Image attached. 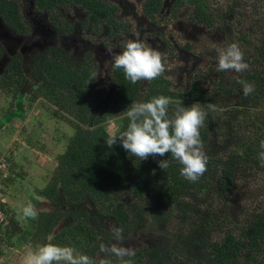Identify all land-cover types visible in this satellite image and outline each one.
Wrapping results in <instances>:
<instances>
[{
	"label": "trees",
	"instance_id": "1",
	"mask_svg": "<svg viewBox=\"0 0 264 264\" xmlns=\"http://www.w3.org/2000/svg\"><path fill=\"white\" fill-rule=\"evenodd\" d=\"M33 1L36 10L48 13L53 20L61 24L62 28L69 26L65 23L67 20L62 18L65 15L63 12L69 8L81 10L86 15L85 24H92L97 33L102 27L108 29L109 38H113L126 28V24L117 18V7L104 0ZM161 6L160 0H148L144 5L145 11L151 18H154ZM175 6L178 8L190 6L193 13L192 22L212 27L221 21L226 24L227 29H230L226 22H230L233 18L231 9L222 15L215 14L210 11L208 0H176ZM0 20L16 34L28 33L19 0H0ZM240 39L243 44H246L244 37ZM3 53V50H0V56ZM52 53H54L52 57L47 55L35 58L33 63L36 67H30L32 75L39 83L38 94L32 101L34 102L35 99L37 101V98L42 95L46 100L60 104L79 122L70 121L76 128L75 134L69 138L67 150L59 158L55 176L44 190L37 191L39 196L51 202L55 210L38 215L31 244L37 245L44 242L70 244L90 257L100 255V244L110 246L113 238V233L103 221L115 222L113 226L122 228L123 239H126L138 230L144 219L143 216L136 215L133 207L130 206V208L124 202L123 196L127 195L153 204L154 216L160 219L158 226L163 223L161 219L164 216L166 218L174 211L182 215L183 219H189L190 213L197 212L194 213L195 217H191L192 229L187 233H177L173 237L176 240L173 247H179L185 254L180 258L179 264L255 263L257 261L255 255L264 252V214L257 213L253 216L247 222V226L240 230L238 237L228 231L222 241L212 242L209 217L198 214V207L193 204V201L196 200L197 194L208 192L209 178L216 172L219 165L222 166L224 177L229 179L232 172L240 166L260 164L258 157L264 155L262 151L264 149V114L262 117H257L258 121L250 122L252 130L254 125L255 129L246 139L241 137L242 124L231 122L234 152L225 157H208L204 178L191 182L181 176L182 165L170 154L137 162L119 142L109 148L106 140L111 134L107 130L106 121L119 117L116 132L118 134L127 124L123 111L133 101H145L162 94L171 98L169 111L172 112L180 102L185 106H190L194 102L213 104V95H209L208 91L198 84H193L184 93L174 92L171 88L172 83L163 75L155 80L146 81L145 85L143 80L132 84L125 79L122 70L114 69L112 72L114 93L110 98L109 106L99 111L100 105L95 102V99L104 97L105 90L93 89L95 68L91 55L88 54L85 61L68 63L66 53L60 48ZM248 63L249 67L254 69L247 70L232 84L226 78L214 82V92L229 98L235 93L242 92L239 81H247L254 85V91L244 97L250 100L251 105L257 107L260 101L264 100L263 46L260 47L253 61L250 60ZM22 64L21 56L10 59L6 73L2 77L3 89L13 90L15 94L22 91L26 81ZM91 91L95 95L93 98L90 97ZM238 111L241 109L236 105L233 110L224 108L223 111L209 107L208 112L217 123L208 122L203 129L201 127V139L204 145L208 144L212 134L216 135L217 130L223 129L225 123L223 117L228 116L229 120L233 121L238 117ZM162 159L169 161L166 169L159 167L158 161ZM10 179L11 177L7 182ZM188 199H192V206L187 203ZM4 208L9 215V224L5 228H0V236L4 233L3 235L11 241L21 231V227L15 216L9 214L6 205ZM162 211L163 217L158 216ZM61 221L66 225L62 226L51 241L47 240ZM106 256L110 257L111 254ZM159 257L158 251L144 247L125 261L130 260L131 264H158ZM108 261L110 264H124L123 261H114L111 257Z\"/></svg>",
	"mask_w": 264,
	"mask_h": 264
},
{
	"label": "rangeland",
	"instance_id": "2",
	"mask_svg": "<svg viewBox=\"0 0 264 264\" xmlns=\"http://www.w3.org/2000/svg\"><path fill=\"white\" fill-rule=\"evenodd\" d=\"M31 1L19 0L24 17L29 11ZM104 1L117 7L118 20L127 22L128 27L125 33L113 38L106 37L109 31L104 27L97 35L87 36V30L82 33L83 38L86 40L89 38L94 45L92 52L86 51L93 60L96 58V79L93 89L102 86L105 76L112 78L111 71L114 68L111 63L112 53L120 51L126 39H135V33L138 32L147 46L160 51L166 65L162 75L172 83L171 88L174 92L184 93L193 84H198L207 90L209 95L214 96L213 104L201 103L205 111L208 112L209 107L220 111L224 108L233 110L234 105L241 109L238 111V117L233 121H230L228 116L223 117L225 122L223 129L217 130L216 135L212 134L208 144L204 145L208 157H225L234 152L231 122L242 124L241 137L246 139L251 136L255 125L252 130L250 122H256L257 117L263 116L264 100L255 107L242 92L235 93L229 98L223 97L214 92V82L226 78L232 84L247 70L254 69V67H248L242 72L217 71V53L219 49L236 42L244 53L247 63L250 60L253 61L260 47H264V0H208L210 11L215 14L222 15L230 9L233 11V18L230 22H226L230 29H227L226 24L220 20L212 27L192 22L193 13L190 6L179 7V11L165 21L163 20L165 15L163 16L161 12L155 14L154 18L148 15L144 8L148 0ZM160 1L163 8L167 0ZM162 8L159 11H162ZM63 13L71 16L74 24H81L86 16L77 8H69ZM241 37L246 39V44L242 43ZM5 44L4 42L0 44V50L4 52L0 56L2 70L0 73V157L8 159L11 166V179L5 184L3 193L9 214L15 216L21 231L11 241L3 235L4 233L0 236V264H22L24 253L36 246L31 244V238L36 231L38 215L55 210L51 202L39 196L37 191L44 190L55 176L59 158L66 152L68 140L76 131L72 122L79 121L74 115L65 111L60 104H54L42 95L33 102V97L39 91L36 81L20 94L1 87L2 77L7 70L4 64L5 55H7ZM103 50L109 52L111 56ZM97 54L99 59L96 57ZM23 65L26 66L24 63ZM31 65L36 67L33 62ZM145 83L146 81L144 85ZM99 89H104L105 94L101 99H95V102L100 105L99 111H103L109 106L110 101L107 100L109 91L104 87ZM92 91L90 97L93 98L95 95ZM103 103L104 108H102ZM209 113L203 126L208 122L217 123ZM119 120V117H113L106 121L107 130L111 135L116 134ZM243 122L246 123L243 124ZM133 157L135 161H140ZM148 159H152V156ZM245 166L237 168L228 179L224 177L222 166L219 165L216 172L209 178L208 192L197 194L196 200L193 201V204L198 207V214L209 217L212 242L222 241L228 231L238 237L240 230L247 226V222L253 216L257 213L264 214V167L260 164ZM204 176L205 174L201 178ZM123 199L129 207H133L136 215L143 216L144 219L137 231L119 242L113 237L111 244L115 242L128 247L134 254L147 247L152 251H158L160 257L157 261H160V264H179L180 258L185 254L179 247H173L176 243L173 237L177 233H187L192 229L191 217L197 212L190 213L189 219H183L182 215L174 211L171 215L169 214L170 216L166 218L164 216L161 219L163 223L158 226L160 219L154 216L153 204L148 201H139L133 196L124 195ZM30 201L36 205L38 214L35 218H24L21 210ZM187 203L192 206V199H188ZM162 215L163 211L158 216ZM103 223L107 224L109 231L112 232L115 222L103 221ZM64 225L66 224L61 221L47 240L51 241ZM106 255L100 253V256L106 260L110 257L114 261L119 260L113 255L110 257ZM255 259L257 261L253 264H264V252L255 255Z\"/></svg>",
	"mask_w": 264,
	"mask_h": 264
},
{
	"label": "clouds",
	"instance_id": "3",
	"mask_svg": "<svg viewBox=\"0 0 264 264\" xmlns=\"http://www.w3.org/2000/svg\"><path fill=\"white\" fill-rule=\"evenodd\" d=\"M135 39H126L119 52L112 53V67L122 70L126 80L132 84L138 81H151L161 76L166 69L158 49L147 46L135 33ZM249 67L244 53L238 43L233 42L217 53V71L242 72ZM242 92L248 96L254 91V85L241 80ZM171 98L165 95L153 96L145 101H133L124 111L127 120L126 127L118 134L110 135L107 146L111 148L117 142L126 152L139 160H146L149 156L164 157L170 154L182 167L180 174L186 180L195 182L207 171L208 155L201 139V127L208 116L200 102L190 106L178 103L175 110L170 112ZM214 110V108H213ZM264 151V149H262ZM260 166L264 167V155L258 157ZM159 167L166 169L169 161H158ZM7 205V203H6ZM24 218H35L37 207L31 201L21 210ZM114 240L123 239V229L114 226L111 229ZM99 252L111 254L131 264L124 258L131 257V249L113 243L106 246L101 243ZM22 264H110V261L99 254L90 257L70 244L44 242L28 250L22 257Z\"/></svg>",
	"mask_w": 264,
	"mask_h": 264
},
{
	"label": "flooded vegetation",
	"instance_id": "4",
	"mask_svg": "<svg viewBox=\"0 0 264 264\" xmlns=\"http://www.w3.org/2000/svg\"><path fill=\"white\" fill-rule=\"evenodd\" d=\"M175 2L176 0H167L163 8L161 6L162 11L159 12H161L163 16L165 15V17H163V20L165 21L168 20L169 18L174 16V12L176 13L179 11L180 8L175 6ZM29 6H30L29 11L26 13L24 17L25 24L27 25V28L29 30L28 33L26 34H16L10 28H8L2 22V20H0V44H3V42L6 43L4 46L7 52V55H5L6 58L4 59V64L7 66V63L10 61L12 57L20 56V54L21 56H23L22 63L26 64L25 67L22 64L24 68V75L26 77V81L22 91H24L26 88H29L30 85L35 81L39 86L36 77L32 75L30 70V67L32 66L31 64L35 58L45 57L47 55H49V57L50 56L52 57V55L54 54L52 52L55 49L60 48L66 53L67 55L66 60L68 63L71 62L79 63L81 61H85L88 55L86 51L92 52L94 50V45L89 40V38L88 40L84 39L82 33L86 30H87V36L90 35L93 36L94 34L97 33V31L95 30L92 24L91 25H89L88 23L85 24L86 16L83 18L81 24L79 23L74 24L73 22L74 19L71 18V16H69L68 14H65L62 18H65L67 20V22L65 23H68L69 26L67 28H62L61 24H59L56 20H53L48 13L39 12L38 10H36L33 0L31 1ZM120 21L126 24V28L121 30L119 34L125 33L128 27L127 22L122 21L121 19ZM108 34L106 37H108ZM104 53H106L107 55L110 54L109 52L106 51ZM96 57L99 59L98 54L96 55ZM6 60L7 62H5ZM95 60H93L94 68H95L94 79H93L94 85L96 79ZM114 69L115 68H113L111 72H113ZM1 72L2 70L0 69V73ZM104 80L105 83L102 82V86H100L99 88L101 87L108 88L109 93L107 100L109 99L110 101L112 93H114L115 86L112 78L109 79L107 76H105ZM103 106L104 103L102 105V108H104Z\"/></svg>",
	"mask_w": 264,
	"mask_h": 264
},
{
	"label": "built area",
	"instance_id": "5",
	"mask_svg": "<svg viewBox=\"0 0 264 264\" xmlns=\"http://www.w3.org/2000/svg\"><path fill=\"white\" fill-rule=\"evenodd\" d=\"M11 177L10 164L6 158L0 157V228H5L9 224V215L4 206L7 201L4 198V184Z\"/></svg>",
	"mask_w": 264,
	"mask_h": 264
}]
</instances>
